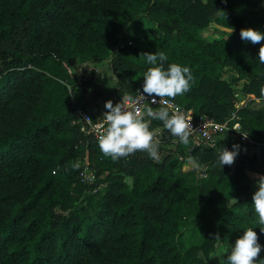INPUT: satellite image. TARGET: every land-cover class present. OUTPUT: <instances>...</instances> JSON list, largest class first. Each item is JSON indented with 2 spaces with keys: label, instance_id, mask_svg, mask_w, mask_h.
<instances>
[{
  "label": "trees",
  "instance_id": "trees-1",
  "mask_svg": "<svg viewBox=\"0 0 264 264\" xmlns=\"http://www.w3.org/2000/svg\"><path fill=\"white\" fill-rule=\"evenodd\" d=\"M212 18L229 31L206 40ZM248 27L264 33V0H0V264H214L219 247L226 264L247 228L264 264L252 206V174L264 173V64L260 45L240 38ZM144 52L191 69L190 90L174 101L194 117H238L231 124L261 148L257 169L241 153L219 166L232 133L207 146L165 130L159 163L100 152L74 121L81 97L70 101V90L91 88L93 71L71 67L107 60L120 101L142 86ZM189 156L199 170L183 169ZM85 164L91 183L80 180Z\"/></svg>",
  "mask_w": 264,
  "mask_h": 264
},
{
  "label": "clouds",
  "instance_id": "clouds-1",
  "mask_svg": "<svg viewBox=\"0 0 264 264\" xmlns=\"http://www.w3.org/2000/svg\"><path fill=\"white\" fill-rule=\"evenodd\" d=\"M232 31L231 28L230 33ZM239 35L242 41L260 45L258 49L259 62L264 64V33L248 27L241 28ZM141 54L151 66L143 73L141 86L143 92H139L140 99H145V95H147L152 98L151 104L162 102L164 106L154 109L149 105H144L142 108L136 107L134 110H129L123 103L113 104L111 100L105 101L106 111L103 113L102 131L98 134L97 143L100 152L105 157H110L114 162L136 152H144L159 163L162 159L159 152V135L167 130L182 144L187 145L192 133L191 118H186L179 110L170 115L167 106L169 100L183 96L190 90L193 80L191 69L176 63H171L165 68L164 62L168 57L163 52ZM85 119L88 118L85 117ZM152 120L161 121L162 128L156 131L150 130L149 124ZM238 151L239 146L235 144L232 146V150L224 148L218 155L219 166H231ZM72 167L79 168V164H73ZM185 168L199 170L201 165L189 156ZM252 175L257 184V189L252 195V206L258 218L257 225L260 232L264 233V174L253 173ZM127 182L131 186V178ZM233 199L235 202L236 199ZM215 238L219 239L220 237L216 235ZM260 252L261 245L258 242L257 233L253 231V228H247L233 243L227 254L226 264H256Z\"/></svg>",
  "mask_w": 264,
  "mask_h": 264
},
{
  "label": "built area",
  "instance_id": "built-area-1",
  "mask_svg": "<svg viewBox=\"0 0 264 264\" xmlns=\"http://www.w3.org/2000/svg\"><path fill=\"white\" fill-rule=\"evenodd\" d=\"M139 92H143V89L141 87H138L136 89L135 94L132 97L122 98L120 100V103L126 105L129 110H134L136 107L142 108L144 105H149L157 108L164 106L162 102L158 104H151L152 98L148 97L147 95H145V99H140ZM75 99L76 95L70 90V101L74 102ZM156 99L158 100L159 98L157 97ZM167 106L170 115L176 110H179V112L186 118H191V124L193 129L190 136L195 137L204 145H215L223 135L227 133H232L230 135L237 137L242 145H246L252 148H257V146L258 148L260 147L250 138L247 132L241 129V126L238 122H234L231 124L232 120L238 118L235 114H232L230 118L226 119L223 122H218L213 120L212 118L207 117L206 115H200L196 118L193 115L192 109H185L179 104H177L174 100H169ZM74 117V121L79 123L80 130L85 135H90L95 139L98 138L99 132L102 131L101 124L103 122V118L93 120L90 111H88V109L84 108L81 105L75 107ZM85 117H87L88 119H85ZM244 135L247 136L245 137ZM201 175L203 176L204 174ZM94 179L95 175L93 171L89 168L87 164H85L80 171V180L83 183H91L92 181H94Z\"/></svg>",
  "mask_w": 264,
  "mask_h": 264
},
{
  "label": "crops",
  "instance_id": "crops-1",
  "mask_svg": "<svg viewBox=\"0 0 264 264\" xmlns=\"http://www.w3.org/2000/svg\"><path fill=\"white\" fill-rule=\"evenodd\" d=\"M88 62L81 64V66H84L87 69H92L94 80L91 82V88L88 91L84 93H80V97H81L80 105L88 109V111H90L92 114H95L96 116L101 118L103 117V113L106 111V109L104 108L105 101L111 100L113 104L120 102L109 94V90L114 85V75L111 72V68L107 60H102V61L90 60ZM87 65H91V66H87ZM153 108L155 109L157 107H153ZM228 143L229 145H231V147L234 144L239 146L238 153L243 154V157L245 158L247 163L249 160L253 161L254 159L253 156L258 157V154L260 152L259 150H254L252 154H249L251 152L250 149L252 147L242 145L241 143L238 144L237 141L232 140L231 137H228ZM258 166L259 163L254 162V164L250 163L249 167L257 169Z\"/></svg>",
  "mask_w": 264,
  "mask_h": 264
},
{
  "label": "rangeland",
  "instance_id": "rangeland-1",
  "mask_svg": "<svg viewBox=\"0 0 264 264\" xmlns=\"http://www.w3.org/2000/svg\"><path fill=\"white\" fill-rule=\"evenodd\" d=\"M149 19H153L151 16H149L148 17ZM153 30L154 31H157V29H156V27L155 26H153ZM223 30L226 32V31H229V30H226V29H224V28H222L221 26H219L216 22H215V20H214V18H212L211 19V24H210V26L208 27V28H205L203 31H202V33H201V37H203V38H205L206 40H211V39H213V38H219V37H222L223 35H225L224 34V32H223ZM89 63V62H88ZM88 63H86V64H88ZM87 66H91V65H87ZM81 67V64H77V65H73L72 67H71V70L73 71V73H77L78 71V69ZM89 68H91V67H89ZM73 92V91H72ZM74 94L76 95V98L78 97V96H80V89H75V92H74ZM230 137H231V139L232 140H236L235 139V136H232V135H229ZM229 147H231V145H229ZM251 150V152L249 153V154H252L253 152H254V150H259V151H261V148L259 147V149L258 148H251L250 149ZM253 161H251V160H249L248 161V163H247V161H246V164H247V166H250V163H252V164H254V162H256V163H259V160H260V158H259V156L258 157H255V156H253ZM256 160V161H255ZM238 162V157L236 156V158H235V161H234V163L233 164H235V163H237ZM185 164L186 163H184V165H183V169H188V168H185ZM264 174V173H263ZM222 254H223V249L221 248V247H219L217 250H216V252H214L213 254H212V257H211V259H212V261H213V263L214 264H219L220 262H221V260H222Z\"/></svg>",
  "mask_w": 264,
  "mask_h": 264
}]
</instances>
